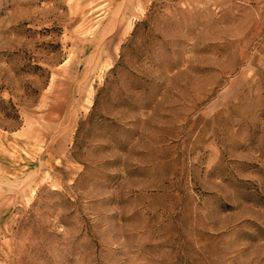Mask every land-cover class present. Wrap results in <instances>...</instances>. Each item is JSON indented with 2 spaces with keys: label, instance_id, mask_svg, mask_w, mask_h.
Here are the masks:
<instances>
[{
  "label": "rangeland",
  "instance_id": "1",
  "mask_svg": "<svg viewBox=\"0 0 264 264\" xmlns=\"http://www.w3.org/2000/svg\"><path fill=\"white\" fill-rule=\"evenodd\" d=\"M0 264H264V0H0Z\"/></svg>",
  "mask_w": 264,
  "mask_h": 264
}]
</instances>
